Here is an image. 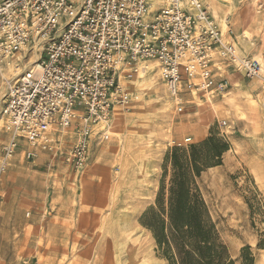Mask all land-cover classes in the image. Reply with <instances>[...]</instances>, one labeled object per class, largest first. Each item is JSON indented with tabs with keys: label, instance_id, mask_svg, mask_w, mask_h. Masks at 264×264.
Masks as SVG:
<instances>
[{
	"label": "rangeland",
	"instance_id": "obj_1",
	"mask_svg": "<svg viewBox=\"0 0 264 264\" xmlns=\"http://www.w3.org/2000/svg\"><path fill=\"white\" fill-rule=\"evenodd\" d=\"M227 11L225 42L232 41L230 30L235 43L250 32L252 49L245 55L264 59V0H234ZM38 59V51L32 50L14 62L20 69L17 76L7 74L6 65L0 68V110L9 86ZM155 72V87L137 84L133 77L123 81L130 102L114 110L108 127L94 128L91 159L84 170L78 172L66 161L78 141L75 126L54 128V134H48L50 150L33 161L26 159L21 146L1 176L0 264H167L158 257L141 218L155 204L168 153L198 144L210 134L227 141L230 150L221 166L200 179L203 195L236 264H242L245 247L251 248L255 264H264L260 79L256 84V79L245 77L239 86L238 74L232 78L231 94L212 104L207 96L198 94L196 100L183 88L178 106L158 68ZM10 139L0 115V148Z\"/></svg>",
	"mask_w": 264,
	"mask_h": 264
},
{
	"label": "built area",
	"instance_id": "obj_2",
	"mask_svg": "<svg viewBox=\"0 0 264 264\" xmlns=\"http://www.w3.org/2000/svg\"><path fill=\"white\" fill-rule=\"evenodd\" d=\"M229 36L225 42L203 0H0V65L39 53L1 103L11 139L0 148V182L22 145L28 161L50 150L54 128L75 126L78 141L66 161L84 170L94 128L108 127L114 110L130 102L123 81L148 63L178 106L183 88L224 98L231 86L217 80L218 65L264 87L260 62L239 56Z\"/></svg>",
	"mask_w": 264,
	"mask_h": 264
},
{
	"label": "trees",
	"instance_id": "obj_3",
	"mask_svg": "<svg viewBox=\"0 0 264 264\" xmlns=\"http://www.w3.org/2000/svg\"><path fill=\"white\" fill-rule=\"evenodd\" d=\"M230 144L215 134L198 144L174 147L166 156L155 204L141 225L152 236L158 257L167 264H236L224 243L199 181L222 165ZM242 264H255L250 247Z\"/></svg>",
	"mask_w": 264,
	"mask_h": 264
},
{
	"label": "bare ground",
	"instance_id": "obj_4",
	"mask_svg": "<svg viewBox=\"0 0 264 264\" xmlns=\"http://www.w3.org/2000/svg\"><path fill=\"white\" fill-rule=\"evenodd\" d=\"M203 1H205L210 6L211 13H213V15H215V17L220 20V28L225 33L226 29L228 28L227 17L229 15V12L227 10L232 9L234 0H203ZM223 37H224V34H223ZM250 37H251L250 32H245V33H243L242 36L241 35L239 36V42L235 43L237 54L239 56H241V57L246 56L245 54L252 49V45H250L251 44ZM227 42H231V41H227ZM242 55H244V56H242ZM254 59L260 62L261 66H262L263 73H264V59H263V57L261 55H256ZM12 61H13V58H11V57L7 58L4 61L3 66L6 65V67H9V69H6V70H8L7 74H10V72H11V74H14L15 76H17L20 69H18V67L15 66L14 62H12ZM3 66L0 65V68ZM156 66H157L156 63H154V62L148 63V66H147V69L145 70V72L136 71V72H138V73H136L137 75H132V74H130V75H131V77L134 78V82H136L137 84L140 82L144 87L148 86V84L150 87H155L157 84H159V83H157L158 81L156 79V72H155L157 69ZM2 71H4V70H2ZM158 71H159V69H158ZM3 78H6V77H3ZM243 78H244V74H242V78L240 81L241 85H239V86H243L245 84L243 81ZM254 82H256V84H258V79L254 80ZM193 95H194V97H196V100L199 99L197 93H193ZM207 98L209 100V103L212 104L213 98L209 97V96H207ZM80 116L81 115L78 116L79 117L78 121H77L78 123L82 122ZM49 134L50 135L54 134V129L51 130V132ZM186 140L191 141L192 139L186 138ZM37 156H38V154H37ZM139 264H140V262H139ZM141 264H143V263H141Z\"/></svg>",
	"mask_w": 264,
	"mask_h": 264
},
{
	"label": "crops",
	"instance_id": "obj_5",
	"mask_svg": "<svg viewBox=\"0 0 264 264\" xmlns=\"http://www.w3.org/2000/svg\"><path fill=\"white\" fill-rule=\"evenodd\" d=\"M205 3H206V2H205ZM234 37H235V36H234ZM235 42H236V38H235ZM218 67H219V69H221V70H220V72L217 73V80H219L221 77H226V78L229 80V82H230V86H231V87H230V89L227 91V93L224 95V98H222V97H214L213 99L221 98V99L224 100V99L227 98V96H229V95L231 94V91H230V90H232V88H234V85H235V84L232 83V78L236 80L235 77H237L239 73H236V72H234L233 70H225V67H224L223 65H218ZM220 67H222V68H220ZM230 72H233V73L231 74ZM244 78H245V77H244ZM260 83H262L261 80H260ZM262 87H263V83H262ZM263 89H264V87H263ZM190 94H191L192 97H194L192 93H190ZM197 94H199V93H197ZM203 97L205 98L204 95H203ZM39 153H41V152H39Z\"/></svg>",
	"mask_w": 264,
	"mask_h": 264
}]
</instances>
